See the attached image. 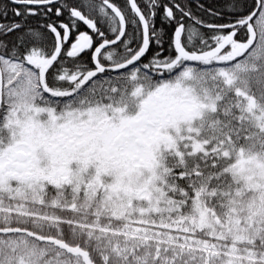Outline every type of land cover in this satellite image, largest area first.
Returning <instances> with one entry per match:
<instances>
[{"label": "snow or ice", "instance_id": "1", "mask_svg": "<svg viewBox=\"0 0 264 264\" xmlns=\"http://www.w3.org/2000/svg\"><path fill=\"white\" fill-rule=\"evenodd\" d=\"M0 264H264V0H0Z\"/></svg>", "mask_w": 264, "mask_h": 264}, {"label": "trees", "instance_id": "2", "mask_svg": "<svg viewBox=\"0 0 264 264\" xmlns=\"http://www.w3.org/2000/svg\"><path fill=\"white\" fill-rule=\"evenodd\" d=\"M206 2H212V0H206Z\"/></svg>", "mask_w": 264, "mask_h": 264}]
</instances>
